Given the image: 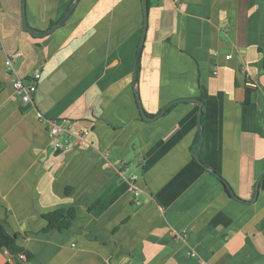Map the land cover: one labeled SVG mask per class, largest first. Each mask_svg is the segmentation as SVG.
I'll return each instance as SVG.
<instances>
[{"label":"crops","instance_id":"obj_1","mask_svg":"<svg viewBox=\"0 0 264 264\" xmlns=\"http://www.w3.org/2000/svg\"><path fill=\"white\" fill-rule=\"evenodd\" d=\"M146 5L144 25L142 0H24L27 31L0 0V224L21 264H264V0ZM39 117L89 135L56 149ZM59 208L70 225L43 231Z\"/></svg>","mask_w":264,"mask_h":264},{"label":"built area","instance_id":"obj_2","mask_svg":"<svg viewBox=\"0 0 264 264\" xmlns=\"http://www.w3.org/2000/svg\"><path fill=\"white\" fill-rule=\"evenodd\" d=\"M163 0H158V2H162ZM178 1V0H177ZM20 53L15 52L13 54H10L7 56L5 60V67L8 72L14 73V63L20 58ZM230 55H225V59H229ZM213 75L217 74V70L214 69L212 72ZM40 75L38 72H34L31 76V79L28 83H24L20 78H16L13 84V89L16 95H18L21 99L22 106L28 107L33 105V95L36 89V82L39 79ZM246 87L249 88H256V83L252 80V78L245 74ZM39 120L43 122L48 127V135L50 139L53 140L54 148L56 149H62L63 146L58 140L59 134L63 133L67 136H72L76 142L79 144H82L85 142L87 136L89 135V130L84 129L79 132H73L65 123L64 120H57V121H51L44 117H39ZM70 144L67 145L69 147ZM124 167H127V163L125 161H121ZM137 177L135 175H132L128 179V190L133 195L135 204L140 205L139 201V193L140 190L135 186V181ZM17 258L19 261H25V255L23 253H18ZM13 259V258H12ZM14 260V259H13Z\"/></svg>","mask_w":264,"mask_h":264},{"label":"trees","instance_id":"obj_3","mask_svg":"<svg viewBox=\"0 0 264 264\" xmlns=\"http://www.w3.org/2000/svg\"><path fill=\"white\" fill-rule=\"evenodd\" d=\"M147 2V0H146ZM44 33V32H43ZM2 88V84L0 83V91ZM202 121V115H201ZM203 167H206L204 164L200 162ZM218 179H220L224 185L228 188L231 192V189L228 183L217 173L212 172ZM75 213L73 209L64 210L62 208L53 210L51 212L45 213L43 218L47 221V226L43 229V231H48L50 229H65L67 228L71 221L74 219ZM5 250L9 256H11L16 263L21 264V261L18 260L17 255L18 253H23L26 256V259H30V255L27 254L22 248L16 245L15 243V236L10 235L5 230L4 226L0 224V251Z\"/></svg>","mask_w":264,"mask_h":264},{"label":"water","instance_id":"obj_4","mask_svg":"<svg viewBox=\"0 0 264 264\" xmlns=\"http://www.w3.org/2000/svg\"><path fill=\"white\" fill-rule=\"evenodd\" d=\"M142 2H143V11H144V19H145V21H144V25H146V19H147V5H146V2H145V0H142ZM22 13H23V19H22V21H23V27H24V29L25 30H27V31H32L28 26H27V23H26V18H25V12H24V0H22ZM58 24H60V23H58ZM56 26L57 25H55V26H53L49 31H47L48 33L51 31V30H53L54 28H56ZM143 39V38H142ZM140 50H141V44H140V46H139V49H138V53H137V57H138V55H139V53H140ZM185 100H190V101H194V102H197L198 104H199V115H200V113H201V102H199L198 100H196V99H185ZM173 102H171V103H169L167 106H170L171 104H172ZM165 108H167V107H165ZM140 113H141V116L143 117V119H145V120H148V118L146 117V115L144 114V112L142 111V110H140ZM200 147H201V145H200ZM200 147H199V149H198V151H197V153H196V155H195V159H197L198 160V157H199V151H200Z\"/></svg>","mask_w":264,"mask_h":264}]
</instances>
